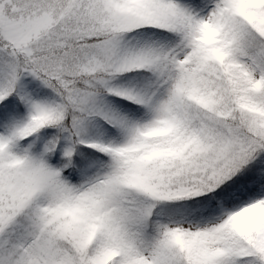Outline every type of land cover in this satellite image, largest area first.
<instances>
[{"label": "snow or ice", "instance_id": "obj_1", "mask_svg": "<svg viewBox=\"0 0 264 264\" xmlns=\"http://www.w3.org/2000/svg\"><path fill=\"white\" fill-rule=\"evenodd\" d=\"M0 264H264V0H0Z\"/></svg>", "mask_w": 264, "mask_h": 264}]
</instances>
